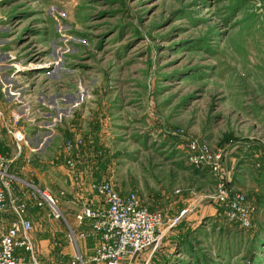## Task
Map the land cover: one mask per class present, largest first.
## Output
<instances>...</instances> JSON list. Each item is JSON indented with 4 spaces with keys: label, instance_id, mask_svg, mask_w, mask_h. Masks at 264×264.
I'll use <instances>...</instances> for the list:
<instances>
[{
    "label": "rangeland",
    "instance_id": "rangeland-1",
    "mask_svg": "<svg viewBox=\"0 0 264 264\" xmlns=\"http://www.w3.org/2000/svg\"><path fill=\"white\" fill-rule=\"evenodd\" d=\"M0 59L1 92L26 86L61 101L82 82L83 100L62 104L77 102L69 136L84 143L90 128L92 143L78 148L94 179L136 193L169 222L189 209L134 264H264V0H0ZM193 138L224 151L231 186L256 207L250 227L204 199L216 185L187 161ZM61 144L59 134L15 165L28 205L31 185L56 203L66 196L63 176L48 175L68 169ZM0 147L13 155L3 127Z\"/></svg>",
    "mask_w": 264,
    "mask_h": 264
},
{
    "label": "built area",
    "instance_id": "built-area-1",
    "mask_svg": "<svg viewBox=\"0 0 264 264\" xmlns=\"http://www.w3.org/2000/svg\"><path fill=\"white\" fill-rule=\"evenodd\" d=\"M50 64L47 63V67L53 69L54 63ZM47 72V80L55 77L53 71ZM77 88L78 92L75 94L83 100L81 81H78ZM21 92L22 90L9 89L13 103L18 104L22 101ZM27 92L31 95L30 101L23 103L26 105L23 109L12 108L9 114L0 109V127L4 128L14 147L13 155L10 157L0 152V213L6 212L11 215V220L6 226H3L0 219V264H24L25 260L20 251L30 254L34 260V247L30 238L32 223L27 217L28 204L13 193V184L20 179L11 173L10 163L14 159L22 158L26 148L37 153L41 146H33L30 142L35 134L49 132L45 135L47 145H50L58 135L57 124L64 118L73 116L72 107L78 108L77 102H74L67 112L61 110L56 112L58 101L55 95L59 92L47 90L37 93L38 95L33 89ZM41 94H44L46 99H42ZM82 144L83 139L77 134L62 139L61 149L68 169L75 168L72 154ZM186 149L189 164L196 168L208 169L214 178L216 190L208 198L219 204L228 221H235L245 228L250 227L255 206L243 192L234 190L231 186V170L227 167L224 151L212 150L209 144L200 138L188 140ZM90 174L89 189L101 195L104 206L98 208L85 206L75 216L78 224L88 222L91 232L98 236V243L94 246L88 261L96 264H134L136 256L156 241L161 227L165 223L168 224L169 219L162 211L142 205L136 193L132 191L121 193L110 181L92 179V173ZM30 187L33 188L34 201L31 204L34 207L47 205L54 218L65 219L49 192L32 185ZM188 211V208L182 209L173 221L170 220L166 228H172ZM85 263L86 259L77 250L70 264Z\"/></svg>",
    "mask_w": 264,
    "mask_h": 264
},
{
    "label": "crops",
    "instance_id": "crops-1",
    "mask_svg": "<svg viewBox=\"0 0 264 264\" xmlns=\"http://www.w3.org/2000/svg\"><path fill=\"white\" fill-rule=\"evenodd\" d=\"M0 60L2 61V59ZM8 86L9 85L5 87L7 89V91L5 90V92H1V87H0V109L3 110L6 114H9L12 108L23 109V107L26 106L23 103L29 102L31 96L28 92H21L20 100L22 101L18 104L13 103V96L10 95L9 89L20 91L25 87L24 88L17 87L18 89H16L12 85H10L9 88ZM41 95H42L41 96L42 99L43 98L46 99V96L44 94ZM57 97H59V94L55 95V98L58 101L57 108L55 109V111L59 112L61 110L63 112L64 111L67 112L68 108L66 107L67 105H63L64 102L67 101L72 102V100H75L76 95L72 92L66 93L63 95V99L61 101H59ZM72 112H73L72 114L73 118L71 116L70 118H64L60 124H57L56 131L57 133L59 132L58 135L60 134V139L69 137V134L72 133L70 132V130L72 131L75 129L72 126V122H73L72 120L76 119L74 118V116L76 115L77 112L76 110H73ZM60 131L62 132V134ZM89 132H90V128H88L84 133L85 135L84 145H89V143H92L93 141L92 134ZM40 133L42 134V137L39 139L38 144H31V145L33 146L38 145L40 147L42 145L45 146L48 144L46 141L45 134L49 132L44 131ZM54 141L50 143V145H52ZM43 149L45 148L44 147L42 148V152ZM79 149L80 148L75 150L74 153L72 154V156L75 157V161H76V166L74 169H65L59 166L57 168L59 170L48 172L49 173L48 175L51 176L54 175L55 178L57 177L60 178L59 174L62 175L63 181L68 185L66 188V196L64 197V199L56 203L58 208L65 216V219L54 218L51 215L50 209H48L49 207L47 205H44L42 207H37V206L34 207L32 204L28 205V208L29 207L30 208L27 211V217L30 219L32 223L30 238L31 241L33 242V247H34L33 257L38 258L42 263L41 262L38 263L37 262L38 259L35 260L34 262H31L29 260V256L31 257L30 254L19 252L21 256L24 257L25 260L24 264H47L46 262L43 263V261H45L47 258H48L47 261H50L48 264H70L77 250L82 255H84V258L86 259L85 264H96L88 261V258L92 254L94 246L98 243V236L91 232L88 222H84V224L82 225L78 224L75 219V216L85 206H89L91 208L102 207L104 206V202L102 199V201H100L101 203L99 202L97 204L96 200L94 201L93 197H91L93 195L92 194L93 191H91L88 186L91 178L90 168L87 167L88 164H85L89 156L88 153L86 152H83V154H81L80 153L81 149L80 150ZM25 150L26 151L23 152L22 158L14 159L11 161V163L12 162L14 163L13 164L10 163L11 173L16 178L20 179V181H22V179L19 178L21 177L20 175H22L21 174L22 172L21 170H15L14 168L15 165L18 164L20 161L23 162L29 161L30 156L36 154L31 152L29 148H26ZM57 153L60 155V152L57 151ZM78 153H80V156H78ZM10 156H12V154ZM62 156H63L62 158L65 159V156L64 155ZM86 156L87 158H85ZM50 162H55V160H50ZM18 169H20V167ZM92 179L94 178L92 177ZM12 190L14 195L16 196L17 195L21 196L20 194H25L28 192V189L24 188L23 186H19L17 182L13 184ZM204 199H209L207 201L210 203L214 202V205L218 208L217 203L215 204V201L213 199L208 198V196H205ZM215 206H212L210 211L215 212V210H217ZM47 209L48 212H46ZM0 219L2 220L3 226H6L11 220V215L6 212L0 213Z\"/></svg>",
    "mask_w": 264,
    "mask_h": 264
},
{
    "label": "trees",
    "instance_id": "trees-1",
    "mask_svg": "<svg viewBox=\"0 0 264 264\" xmlns=\"http://www.w3.org/2000/svg\"><path fill=\"white\" fill-rule=\"evenodd\" d=\"M3 149H1V147H0V152L3 154ZM6 156V155H5ZM8 157V156H7ZM206 169V168H205ZM217 206H218V208H219V210H221V207H219V204H217ZM255 210H256V207H255ZM190 246V245H189ZM190 249H191V246H190Z\"/></svg>",
    "mask_w": 264,
    "mask_h": 264
}]
</instances>
